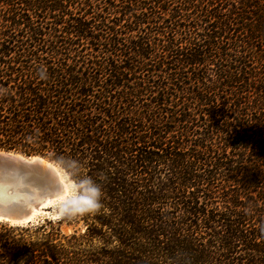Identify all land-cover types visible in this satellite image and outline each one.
Listing matches in <instances>:
<instances>
[{
    "label": "trees",
    "instance_id": "16d2710c",
    "mask_svg": "<svg viewBox=\"0 0 264 264\" xmlns=\"http://www.w3.org/2000/svg\"><path fill=\"white\" fill-rule=\"evenodd\" d=\"M0 149L102 191L0 264H264V0H0Z\"/></svg>",
    "mask_w": 264,
    "mask_h": 264
},
{
    "label": "water",
    "instance_id": "95a60500",
    "mask_svg": "<svg viewBox=\"0 0 264 264\" xmlns=\"http://www.w3.org/2000/svg\"><path fill=\"white\" fill-rule=\"evenodd\" d=\"M45 161L62 170L57 163L40 156L0 150V223L27 228L35 227L43 220H58L42 216L28 219L30 209L37 207L38 197L52 195L58 190L53 171ZM73 185L75 197L74 182Z\"/></svg>",
    "mask_w": 264,
    "mask_h": 264
},
{
    "label": "bare ground",
    "instance_id": "6f19581e",
    "mask_svg": "<svg viewBox=\"0 0 264 264\" xmlns=\"http://www.w3.org/2000/svg\"><path fill=\"white\" fill-rule=\"evenodd\" d=\"M50 169L53 171V178L57 184L58 190L53 192L49 196L38 197L37 207H32L30 209L28 219L33 220L38 216L47 218H59L62 212V205L65 202H69L74 198V185L73 182L66 179V176L62 170H60L56 165L48 163L45 161Z\"/></svg>",
    "mask_w": 264,
    "mask_h": 264
},
{
    "label": "clouds",
    "instance_id": "9594fccd",
    "mask_svg": "<svg viewBox=\"0 0 264 264\" xmlns=\"http://www.w3.org/2000/svg\"><path fill=\"white\" fill-rule=\"evenodd\" d=\"M102 191L90 178L80 181V188L74 200H70L66 207V214H80L93 211L100 206Z\"/></svg>",
    "mask_w": 264,
    "mask_h": 264
},
{
    "label": "rangeland",
    "instance_id": "374dc122",
    "mask_svg": "<svg viewBox=\"0 0 264 264\" xmlns=\"http://www.w3.org/2000/svg\"><path fill=\"white\" fill-rule=\"evenodd\" d=\"M1 150V149H0ZM6 151V150H5ZM16 152V151H14ZM20 153V152H18ZM24 155V154H23ZM34 156V155H32ZM58 165V164H57ZM59 166V165H58ZM60 167V166H59ZM61 168V167H60ZM62 169V168H61ZM63 170V169H62ZM64 171V170H63ZM65 172V171H64ZM66 173V172H65ZM67 175V174H66ZM68 176V175H67ZM68 178L70 179V177L68 176ZM70 181H72L70 179ZM73 182V181H72ZM75 184V183H74ZM75 191H76V194H77V187H76V184H75ZM76 197V196H75ZM75 197L73 198V200L75 199ZM67 204L68 202H65L63 203V207H62V212H61V215L60 217L58 218V220L56 221H50L49 219L47 220H43L41 221L38 225H36L35 227H27L28 229L30 230H35V229H38L42 226H47L50 224V226H52L53 228H58L61 232V234L63 235H69L71 233H73L74 231H81L83 229V226L81 224V222H79L78 224H76L74 222L75 220V215L76 214H72V215H68L66 214V207H67ZM2 225H6V224H3V223H0ZM50 226H48V228H50Z\"/></svg>",
    "mask_w": 264,
    "mask_h": 264
}]
</instances>
